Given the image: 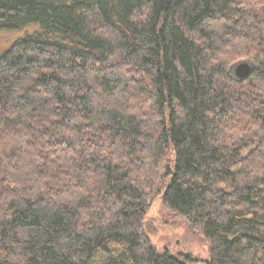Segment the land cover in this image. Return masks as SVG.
I'll return each instance as SVG.
<instances>
[{
	"label": "trees",
	"instance_id": "1",
	"mask_svg": "<svg viewBox=\"0 0 264 264\" xmlns=\"http://www.w3.org/2000/svg\"><path fill=\"white\" fill-rule=\"evenodd\" d=\"M0 31V264H264V0H0ZM159 195L208 261L151 245Z\"/></svg>",
	"mask_w": 264,
	"mask_h": 264
},
{
	"label": "rangeland",
	"instance_id": "2",
	"mask_svg": "<svg viewBox=\"0 0 264 264\" xmlns=\"http://www.w3.org/2000/svg\"><path fill=\"white\" fill-rule=\"evenodd\" d=\"M21 33L0 31V53ZM232 77L235 78L233 69ZM143 228L158 253L191 256L199 262L209 259L208 245L199 234L192 231L188 223L168 211L161 195L155 197L143 218Z\"/></svg>",
	"mask_w": 264,
	"mask_h": 264
},
{
	"label": "water",
	"instance_id": "3",
	"mask_svg": "<svg viewBox=\"0 0 264 264\" xmlns=\"http://www.w3.org/2000/svg\"><path fill=\"white\" fill-rule=\"evenodd\" d=\"M250 71H251L250 64L245 63V62L238 64L234 68L235 79L240 80V81L245 79L249 75Z\"/></svg>",
	"mask_w": 264,
	"mask_h": 264
},
{
	"label": "bare ground",
	"instance_id": "4",
	"mask_svg": "<svg viewBox=\"0 0 264 264\" xmlns=\"http://www.w3.org/2000/svg\"><path fill=\"white\" fill-rule=\"evenodd\" d=\"M245 63H246V62H245ZM236 66H237V65H236ZM236 66H235V67H236ZM235 67H234V68H235ZM234 68H233V71H234Z\"/></svg>",
	"mask_w": 264,
	"mask_h": 264
}]
</instances>
